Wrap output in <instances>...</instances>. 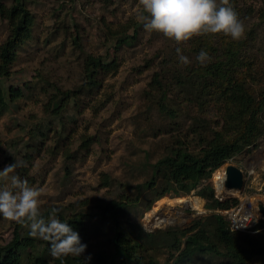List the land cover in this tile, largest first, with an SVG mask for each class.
I'll return each instance as SVG.
<instances>
[{
    "label": "rangeland",
    "instance_id": "1",
    "mask_svg": "<svg viewBox=\"0 0 264 264\" xmlns=\"http://www.w3.org/2000/svg\"><path fill=\"white\" fill-rule=\"evenodd\" d=\"M13 2L1 0L7 8ZM22 2L33 18L32 34L15 49L8 76L0 78L6 102L10 89L21 93L20 98L0 108V170L19 165L10 176L18 175L41 190V215L55 207L65 209L77 222L83 219L84 232L79 237L87 247L80 257L88 260L87 264L96 253L108 251L114 232V223L101 220L96 204L125 197L139 199L119 218L122 230L140 244L139 257L172 264L170 254H176L185 239L178 231L195 227L193 232L203 230L214 251L196 253L188 264H235L216 233L213 216H224V211L209 207L211 202L198 193L209 185L215 199H237L238 203L248 199L260 212L259 206L264 207V134L256 147L234 155L189 194L165 182L163 173L155 176L152 190L142 185L153 177L152 165L173 148L186 146L197 153L199 139L224 126L213 104L197 106L194 79L184 82L183 97L188 101L178 97L172 102L178 89L169 92L167 103L175 109L174 117L157 108L158 95L153 97L150 90L153 76L173 68L174 62L182 71L195 64L196 56L182 51L190 63L181 64L176 48L196 37L177 45L162 34L145 31L137 20L138 0ZM229 3L240 10L236 14L245 29L240 39L246 40L245 47L237 57L247 66L237 71L259 76L264 82V0ZM134 32L131 45H116ZM10 34V23L0 16V46ZM225 40L237 42L229 37ZM90 55L110 67L94 76L93 85H88L85 72ZM227 165L242 170L241 191L226 190L224 180L222 190L216 189L215 176L224 175ZM10 186V178H0V189ZM161 192L164 195L154 201ZM147 199L154 200L148 204ZM259 214L260 222L264 221ZM158 219L165 221L157 225ZM15 224L0 217V247L12 239ZM22 230L28 228L22 226ZM247 234L264 245V225L258 224ZM47 245L37 246L34 256L49 260ZM245 264L258 263L254 258Z\"/></svg>",
    "mask_w": 264,
    "mask_h": 264
},
{
    "label": "trees",
    "instance_id": "2",
    "mask_svg": "<svg viewBox=\"0 0 264 264\" xmlns=\"http://www.w3.org/2000/svg\"><path fill=\"white\" fill-rule=\"evenodd\" d=\"M233 8V4L229 3ZM235 13L240 10L233 8ZM0 16L6 19L11 26V34L0 46V78H5L9 74V69L15 56V49L23 42L29 40L32 34L33 18L25 8L22 0H14L11 7L7 8L0 0ZM264 17V12H262ZM223 34L202 35L190 41L188 45H181V51L194 54L201 50L208 52L210 61L201 66L197 61L191 66H186L184 71L179 67H168L162 73H156L151 81V93L158 95L156 100L157 108L170 117H174V110L168 105V95L173 89H178L176 98L184 102L183 96L184 82L193 81L196 86L194 92L198 90L197 100L199 108H207L214 105L218 110V115L224 120L222 129L211 131L208 137L199 139V150L197 153L190 151L186 146L173 148L170 153L152 165V176L148 182L143 183V187L152 190L156 184L155 176L164 174L165 182L174 185L182 193L189 194L196 189L202 181L207 180L210 175L220 168L226 161L245 149L254 148L260 137L264 134V123L262 114L264 112V82L259 76L252 77L247 73H238V68H244V62H240L237 55L246 40L229 42L225 40ZM135 39V32L131 36L119 39L116 45H131ZM171 63L173 61H170ZM178 62V61H176ZM109 65H104L100 57L88 56L85 61V72L88 85L95 83L94 76L101 70H108ZM247 69V68H246ZM238 73V74H236ZM190 86L193 83L190 82ZM195 96V97H196ZM21 97L19 90L9 91V101L13 102ZM7 99L0 89V108L7 105ZM57 108V107H56ZM107 184V182L105 183ZM164 192L155 196V200L161 198ZM204 199H208V204L212 209L227 210L231 206L238 204L237 199L231 201H219L214 198L213 189L203 186L199 193ZM137 198L112 200L108 203L98 202L95 209L101 220H109L114 223V232L109 240V248L106 252L96 253L91 264H119L120 262H134L137 264H158L152 257L146 260L139 257L138 251L141 247L136 240L132 239L128 232L122 230L120 225V215L129 204H137ZM147 199L148 204L153 201ZM49 208L43 218L48 219L51 213ZM59 209V208H57ZM64 210L59 209L57 218L69 226L79 235L84 231L81 222H77L73 217H68ZM85 217V216H83ZM217 222L216 233L220 240L225 243L228 256L234 259L235 264H245L252 259H256L258 264H264V245L253 240L245 232L232 233L228 231L227 222L222 215H214ZM264 225V221L259 223ZM195 227L179 230L178 234L184 239L183 247H178L176 254H170L172 264H188L196 253L214 251L213 245L203 230L193 232ZM45 243L38 242V238H33L27 231L22 230L19 224L14 225L12 239L0 247V264H61L60 260L34 256L33 252L37 246ZM180 243V241H179ZM49 246V245H47ZM88 261V260H87ZM83 257H67L64 264H87Z\"/></svg>",
    "mask_w": 264,
    "mask_h": 264
},
{
    "label": "clouds",
    "instance_id": "3",
    "mask_svg": "<svg viewBox=\"0 0 264 264\" xmlns=\"http://www.w3.org/2000/svg\"><path fill=\"white\" fill-rule=\"evenodd\" d=\"M137 20L145 31L156 32L177 45L202 35L223 34L233 41L243 37L244 25L229 5V0H138ZM181 64L189 59L176 48ZM196 61L205 66L210 57L201 50ZM16 163L0 170V178L9 179L10 188L0 189V217L29 229V235L50 245V255L64 264L67 257H80L87 245L82 244L79 234L68 223L57 218L59 209L53 207L48 219L41 215L40 189L29 186L15 173ZM90 259V257H89Z\"/></svg>",
    "mask_w": 264,
    "mask_h": 264
},
{
    "label": "built area",
    "instance_id": "4",
    "mask_svg": "<svg viewBox=\"0 0 264 264\" xmlns=\"http://www.w3.org/2000/svg\"><path fill=\"white\" fill-rule=\"evenodd\" d=\"M259 213L254 209L250 200L244 199L235 206L225 210L223 215L230 232L249 233L259 224Z\"/></svg>",
    "mask_w": 264,
    "mask_h": 264
},
{
    "label": "water",
    "instance_id": "5",
    "mask_svg": "<svg viewBox=\"0 0 264 264\" xmlns=\"http://www.w3.org/2000/svg\"><path fill=\"white\" fill-rule=\"evenodd\" d=\"M244 181V174L242 170L234 165H227L224 169L223 187L226 190L241 191ZM259 211L264 216V207L259 206Z\"/></svg>",
    "mask_w": 264,
    "mask_h": 264
},
{
    "label": "bare ground",
    "instance_id": "6",
    "mask_svg": "<svg viewBox=\"0 0 264 264\" xmlns=\"http://www.w3.org/2000/svg\"><path fill=\"white\" fill-rule=\"evenodd\" d=\"M223 176H224V175H222V174H217V175L215 176L216 189H217L218 191H221V190H222V181L224 180V177H223ZM233 191H234V190H233ZM230 192H231V191H230ZM164 221H165V220H164ZM164 221L158 219V221H156V224H157V225H161V224L164 223Z\"/></svg>",
    "mask_w": 264,
    "mask_h": 264
}]
</instances>
